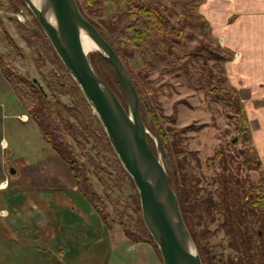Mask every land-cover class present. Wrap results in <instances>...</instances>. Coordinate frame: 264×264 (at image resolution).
Segmentation results:
<instances>
[{
    "label": "rangeland",
    "instance_id": "obj_1",
    "mask_svg": "<svg viewBox=\"0 0 264 264\" xmlns=\"http://www.w3.org/2000/svg\"><path fill=\"white\" fill-rule=\"evenodd\" d=\"M140 1L164 5L160 6V12L167 18L169 26L180 30L176 36H168L169 43L173 45V53L179 56L183 52L189 53L185 58L183 68L173 67L168 70H163L164 65L162 63L151 66L146 65L141 55L130 46H127L128 52L122 54L126 68L134 73V76L142 81L145 78L156 79L154 82L155 95L149 97L150 110L143 108V112L149 126H145L146 136L152 140L163 167V157L159 150V136L153 132L155 125L153 124L154 121H151L152 115L157 118L163 128L174 131L172 138L175 141L176 148L186 152L182 158L175 156L173 153H171L172 160L171 157H168L170 167L175 170L173 174V170L169 168L171 175L178 182L182 178L181 175L184 177L191 175L193 179H197V186H202L204 189L211 191L213 199L216 197L213 190L219 187L217 175L237 178L238 185H236L238 189L247 186L248 181L254 180L257 174L256 171L239 163L241 149L245 147L243 135L241 136L237 130L241 125V117L239 112L231 109L232 99L230 94L221 89L233 87L226 82L223 69L225 60L220 59V57L222 58L227 53L230 58L236 56L237 53L230 52L227 48L222 47L209 33L208 24L203 26L199 18L194 19L195 15H199L197 7L191 13L189 9L183 6L184 2L188 0ZM92 8L95 10L91 16L92 20L101 25L102 21L109 19L108 14L113 10V3L107 1L103 2L99 8H96V6H92ZM17 24L32 28L35 19L22 0L20 2L19 0H0V54L6 55L11 71L16 73L15 83L21 91H30L29 84L33 83L32 79H35L42 88L48 106L53 108L54 105H58V103H55L56 96L46 87L48 72L54 69L53 65L41 50L37 51L38 55L32 56L26 42L16 29ZM88 55L94 68L97 69L96 71L124 100L126 107L124 93L117 82L113 69L109 64L98 62L97 56L99 54L96 51L91 50ZM1 76L0 168L2 174H0V204H2L1 192L5 189L6 176L8 177V174H10L8 168L14 167L13 160L20 159L23 156L28 158L33 156L38 158L36 160H42L37 155L41 152L38 147L39 142L36 140L37 136H41L40 131L31 115L26 113L20 105L10 84L5 83ZM233 89L235 90V88ZM235 92L238 105L244 114V125L248 130L250 144L253 146L247 117L237 91L235 90ZM57 98L59 105L71 104V99L67 94H58ZM68 120L77 124L79 128L81 127L74 118L69 117ZM91 128L94 133H98L99 130L96 127L91 125ZM66 139L77 153L87 154L84 163L94 192V198L98 206H101L100 204L106 206L109 211V219L122 220L127 224H133L137 220L140 222L137 191L131 179H128L129 176L128 178H122L117 187H112V182H109L108 178L117 179V174L110 166V160L104 154L99 140L94 137L88 139L74 138L69 134H66ZM43 147L42 155L45 159L43 163L46 164L49 160L46 153L50 151L51 146L43 140ZM52 151L54 150L52 149ZM216 152L221 153L223 159H220ZM63 163L67 166L65 161ZM259 168L264 172L260 160ZM76 191L79 194L75 197V201H81L83 198L87 202L82 194L78 190ZM69 197L72 198L73 196L69 194ZM88 205L91 207L89 203ZM91 208L93 209V207ZM212 214L213 220H209V217L203 214L201 219L191 216L190 223L192 229L198 230L200 228L206 233L205 238H202L201 241H204L205 245L213 252L212 263L220 264V262H214V260L221 256L224 259L236 252L227 244L228 236L225 235L222 229L221 216L217 212H212ZM4 215L1 209L0 218H3ZM196 220L199 222H194ZM245 223L247 228L255 226L253 216L247 215ZM113 224L117 223L114 222ZM2 228L0 226V237L4 236L5 229ZM33 242L37 245L41 241L34 240ZM2 243V240H0V253L4 249ZM20 248L23 247L18 243H10L6 246V251L14 254L13 257H23V260L33 256L29 254L27 249L23 250L24 252L21 255ZM0 264L7 263L2 260Z\"/></svg>",
    "mask_w": 264,
    "mask_h": 264
},
{
    "label": "trees",
    "instance_id": "obj_2",
    "mask_svg": "<svg viewBox=\"0 0 264 264\" xmlns=\"http://www.w3.org/2000/svg\"><path fill=\"white\" fill-rule=\"evenodd\" d=\"M107 1L113 3V10L108 14L109 19L102 21V24L99 25L92 20L91 16L95 12L92 6L99 8L103 2ZM75 3L81 14L97 29L120 57L136 92L141 120L146 127H149L143 108L150 110L149 97L151 98L152 95H155L154 82L156 79L145 78L142 81L134 76V73L126 68L122 54L127 53V46H130L141 55L144 63L148 66L162 63L164 65L163 70L173 67L183 68L185 58L189 53L183 52L180 56L174 54L173 45L168 41V36H176L180 30L169 26L167 18L160 12V6L164 5L159 3H145L140 0H75ZM197 3L198 0H188L184 2L183 6L192 13L196 9ZM196 18L201 20L203 26H207V22L201 15H195L194 19ZM16 29L26 42L32 56H35L37 51L41 50L52 63L54 69L48 72L46 87L50 92L54 93L56 96L55 103H58V105L50 108L43 91L39 90L35 83L29 84L30 91H21L15 83L16 73L11 71L6 55L0 54V73L10 84L20 105L35 121L43 140L66 162L75 188L93 207L103 223L110 226V224L116 222L123 234L131 241L146 240L150 242L159 256L155 244L141 221L137 220L133 224H127L122 220L109 219V211L106 206L103 204H100L101 206L97 205L84 163L87 154L77 153L66 139V134L74 138L88 139L94 137L99 140L104 154L110 160V166L117 174V179L108 178V181L112 182V187H117L122 178H128V174L112 151L96 115L85 101L72 77L65 70L37 22L35 21L32 28L17 24ZM97 58L98 62L110 65L100 54ZM228 58L229 55L227 53L222 58L220 57L222 60ZM91 63L93 65L92 60ZM117 82L120 85L118 80ZM109 87L120 103L123 104V107H125L124 100L110 85ZM221 89L230 94L232 99L231 109L239 112L241 117V125L237 130L241 136L243 135L245 147L241 149V160L239 163L248 169L256 171L257 174L254 180L248 181L247 186L238 189L237 178L217 175L219 187L213 190L216 193V197L213 199L211 191L204 189L202 186H197V179L195 177L193 179L191 175H186L185 177L181 175L180 177L182 178L178 182L171 175L170 169L173 170V174L175 170L170 167L168 157H171V153H173L175 156L182 158L186 152L176 148L175 141L172 138L174 131L169 128L167 130L163 128L154 115H152L151 119L155 125L153 132L159 136V150L163 157L162 161L167 180L176 195L181 217L197 249L201 264H213L211 261L213 252L205 245L204 241H201L202 238H205L206 233L200 228L198 230L192 229L190 218L194 216L201 219L203 214L209 217V220H213L212 212H217L221 216L222 229L225 235L228 236L227 244L236 252L232 255L233 257L228 255L223 259L221 256L222 258H216L214 262L218 261L220 264H264V172L259 168L258 156L250 144L248 130L244 125V114L238 105L235 90L233 88ZM58 94H67L71 99V104L59 105ZM69 117L74 118L81 127L79 128L77 124L70 122L68 120ZM91 125L99 130L97 134L94 133ZM145 137L150 149L156 154L152 140L147 136ZM75 142L81 146L76 140ZM217 155L220 159H223L221 153H217ZM128 179L130 180V178ZM247 215H251L254 218L255 226L252 228H247L245 223ZM194 222L199 221L196 220Z\"/></svg>",
    "mask_w": 264,
    "mask_h": 264
},
{
    "label": "crops",
    "instance_id": "obj_3",
    "mask_svg": "<svg viewBox=\"0 0 264 264\" xmlns=\"http://www.w3.org/2000/svg\"><path fill=\"white\" fill-rule=\"evenodd\" d=\"M197 13L207 22L211 36L237 53L223 62L224 75L237 91L264 170V0H199ZM36 140L42 160L23 156L13 160L14 172L8 177L4 174L0 208L5 215L0 226L5 230L0 237L4 246L0 262L161 264L150 242L131 241L117 224L105 225L82 196L81 201H75L79 193L69 168L51 148L46 153L48 162L43 163V138L37 136ZM34 240L41 242L36 245ZM10 243L23 247L21 255L27 249L33 256L25 260L13 257L6 251Z\"/></svg>",
    "mask_w": 264,
    "mask_h": 264
},
{
    "label": "water",
    "instance_id": "obj_4",
    "mask_svg": "<svg viewBox=\"0 0 264 264\" xmlns=\"http://www.w3.org/2000/svg\"><path fill=\"white\" fill-rule=\"evenodd\" d=\"M22 1L96 115L112 151L130 177L137 191L141 221L157 248L161 264H201L166 171L147 143L137 95L120 57L81 14L75 0ZM81 34L110 63L126 107L96 71L88 52L83 51ZM32 82L42 91L35 79ZM8 171L14 169L9 167Z\"/></svg>",
    "mask_w": 264,
    "mask_h": 264
},
{
    "label": "bare ground",
    "instance_id": "obj_5",
    "mask_svg": "<svg viewBox=\"0 0 264 264\" xmlns=\"http://www.w3.org/2000/svg\"><path fill=\"white\" fill-rule=\"evenodd\" d=\"M81 47L83 49V51H86L89 53V51L93 50L95 48V44L85 35L81 34L80 38H79Z\"/></svg>",
    "mask_w": 264,
    "mask_h": 264
}]
</instances>
